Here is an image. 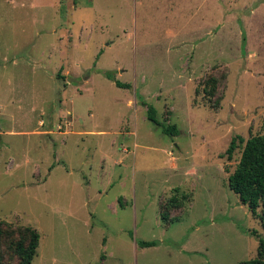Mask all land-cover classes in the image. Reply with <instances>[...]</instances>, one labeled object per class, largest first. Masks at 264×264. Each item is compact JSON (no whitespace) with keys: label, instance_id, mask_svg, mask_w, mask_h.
Segmentation results:
<instances>
[{"label":"rangeland","instance_id":"374dc122","mask_svg":"<svg viewBox=\"0 0 264 264\" xmlns=\"http://www.w3.org/2000/svg\"><path fill=\"white\" fill-rule=\"evenodd\" d=\"M0 126L4 264L27 227L32 264L257 259L226 152L264 135V0H0Z\"/></svg>","mask_w":264,"mask_h":264},{"label":"trees","instance_id":"16d2710c","mask_svg":"<svg viewBox=\"0 0 264 264\" xmlns=\"http://www.w3.org/2000/svg\"><path fill=\"white\" fill-rule=\"evenodd\" d=\"M76 4L77 0H73ZM110 80L114 81L119 88H130L117 81L112 73H107ZM60 77V74L58 75ZM217 81L210 79L207 81L203 90L208 100H213L216 96ZM143 105L148 107V120L160 127L165 135L178 136L180 134L176 125H166L158 119V112L154 106H149L146 102ZM243 148L242 157L236 170L229 176V187L240 199L244 206H248L253 216H259L258 211L261 209L260 217L264 219V135L253 136L245 140L241 136L232 139L226 152L229 160H232L235 152ZM184 196L183 199H187ZM184 202L173 196L166 204L160 206L161 217L165 223H169V216L166 212L168 209H180ZM4 222H0V242L4 236ZM40 233L31 227H27L19 234V238L12 243V252L18 259V264H32L37 256L40 245ZM140 247H155L156 242H140ZM0 264H4V256L0 251ZM240 264H264V238L259 237V257L254 260L242 262Z\"/></svg>","mask_w":264,"mask_h":264},{"label":"water","instance_id":"95a60500","mask_svg":"<svg viewBox=\"0 0 264 264\" xmlns=\"http://www.w3.org/2000/svg\"><path fill=\"white\" fill-rule=\"evenodd\" d=\"M0 131H1V126H0Z\"/></svg>","mask_w":264,"mask_h":264},{"label":"built area","instance_id":"2783aa9c","mask_svg":"<svg viewBox=\"0 0 264 264\" xmlns=\"http://www.w3.org/2000/svg\"><path fill=\"white\" fill-rule=\"evenodd\" d=\"M42 126H43V123H42Z\"/></svg>","mask_w":264,"mask_h":264}]
</instances>
